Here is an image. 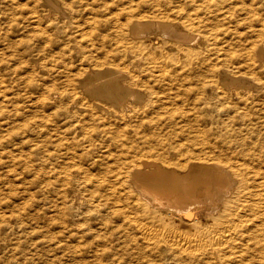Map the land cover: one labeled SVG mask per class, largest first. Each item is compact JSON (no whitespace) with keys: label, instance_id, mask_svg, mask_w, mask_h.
I'll use <instances>...</instances> for the list:
<instances>
[{"label":"bare ground","instance_id":"6f19581e","mask_svg":"<svg viewBox=\"0 0 264 264\" xmlns=\"http://www.w3.org/2000/svg\"><path fill=\"white\" fill-rule=\"evenodd\" d=\"M132 1L0 0V264H264V0Z\"/></svg>","mask_w":264,"mask_h":264},{"label":"rangeland","instance_id":"374dc122","mask_svg":"<svg viewBox=\"0 0 264 264\" xmlns=\"http://www.w3.org/2000/svg\"><path fill=\"white\" fill-rule=\"evenodd\" d=\"M138 1H139V0H133V1L131 2L133 8H134V9H138V10L144 12V13L147 12V13H146L147 15H148V14H149V15L151 14V16H153V17H154L155 15H156V16H164V15H169V14L173 15V13H174V12H173V7L175 8L176 5H177V2H178L177 0H173V2H172L171 0H166V2L169 1L168 4H169L170 1H171L170 6L167 7L166 5H168V4H166L165 0H156V3H154L155 0H154V2H153V0H145V6H144L143 4L136 3V2H138ZM146 1H147V3H146ZM157 1H158V3H157ZM160 1H162L163 3L160 2ZM134 2H135V3H134ZM148 2H149V3H148ZM174 2H176V3H174ZM161 3H162L163 5H162ZM164 3H165V4H164ZM172 3H173V5H172ZM133 4H134V5H133ZM151 4L154 5V6L156 5V6H155V7L153 6V7H154V8H153ZM175 4H176V5H175ZM118 5H120L119 7L122 6L121 4H118ZM142 5H143L144 7H143ZM150 5H151V7L148 8ZM171 5H172V7H171ZM138 6H139V7H138ZM115 7H116V5H115ZM163 7H164V8H163ZM165 7H166V8H165ZM155 8H157V9L155 10ZM158 8H159V9H158ZM160 8H161V9H160ZM168 8H169V9H168ZM144 9H145V11H144ZM148 9H149V10H148ZM150 10H151V11H150ZM157 10H158V11H157ZM164 10H166L167 12L164 11ZM87 11H88V10H86V11H85V14H84V13H83V14H84V17H87V18H88V17L90 16V12H89V11L87 12ZM153 11H155V12H153ZM159 11H162V12H159ZM151 12H152V13H151ZM88 13H89V14H88ZM159 14H160V15H159ZM163 14H164V15H163ZM87 18H84V19H82V20L85 22V20H87ZM83 27H84V28H86V27L88 28V26H86L85 24H84ZM83 42L85 43L86 40H83ZM83 42H82V43H83ZM87 43H88V42H86L85 44H87ZM87 45H88L89 47H88ZM87 45H84V44H83L82 53H84L85 51H88V50H92V53L95 54V53L97 52V50H96V49H93V48H97V49H99V45H98V44L93 45L94 47L91 46V45H92L91 43H90V44L88 43ZM86 46H87V47H86ZM84 47H86V48H84ZM91 47H92V49H90ZM83 49H84V50H83ZM85 49H87V50H85ZM89 54H90V53H89ZM93 57H95V56H93ZM75 60H76V59H75ZM76 61H78V60H76ZM84 63H85V64H88V61L85 60ZM111 240H112L111 243L114 242V244H116L117 246L120 245L119 240H117V239H111ZM114 240H115V241H114ZM80 242L82 243V240H81ZM118 253H119V252H118ZM53 254H54V253L47 254V257L51 259L52 257L55 256V255H53ZM51 255H53V256H51ZM80 255H81V256H80ZM80 255L78 254V257H76L77 255H76L75 257H73L74 260H73V258H72L71 260H69V263H70V264H75V262L78 261L79 263H76V264H86L87 259L84 258V257H85L84 255H83V256H82V254H80ZM47 257H46V258H47ZM82 257H83V259H82ZM48 258H47V259H48ZM114 258H115V257H114ZM114 258H112V257H108V258H106V259H105V260H106L105 263L108 262V261H110L111 264H118V263L120 262V261H119V258H118V259H117V257H116L115 259H114ZM50 259H48V260H49L50 262H52V259H51V260H50ZM116 259H117V260H116ZM57 260H58V258H55L54 261H53V263H54V264H57V263H58ZM112 260H113V261H112ZM59 261L61 262V264L64 263V261L62 262V259L59 260ZM74 261H75V262H74ZM111 261H112V262H111ZM114 261H116L117 263H116V262L113 263ZM118 261H119V262H118ZM55 262H56V263H55ZM60 262H59V263H60ZM72 262H73V263H72ZM81 262H82V263H81ZM83 262H85V263H83ZM59 263H58V264H59ZM110 263H107V264H110ZM122 263H123V262H122ZM122 263L120 262V264H122ZM123 264H125V263H123Z\"/></svg>","mask_w":264,"mask_h":264}]
</instances>
